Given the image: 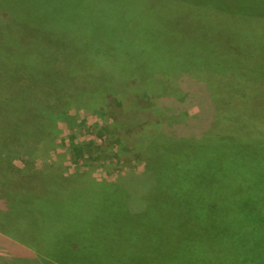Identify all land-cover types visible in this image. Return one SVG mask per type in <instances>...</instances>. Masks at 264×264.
Returning <instances> with one entry per match:
<instances>
[{"label": "rangeland", "instance_id": "rangeland-1", "mask_svg": "<svg viewBox=\"0 0 264 264\" xmlns=\"http://www.w3.org/2000/svg\"><path fill=\"white\" fill-rule=\"evenodd\" d=\"M83 1L0 0V264H264L260 114L236 111L233 129H218L250 151L168 155L162 185L154 170L169 144L154 135V154L136 144L156 127L214 133L218 105L204 83L173 80L161 53L209 61L199 34L214 43L228 26L264 28V17L235 18L264 14V0ZM67 7L72 18L84 9L85 22L67 20Z\"/></svg>", "mask_w": 264, "mask_h": 264}, {"label": "trees", "instance_id": "trees-1", "mask_svg": "<svg viewBox=\"0 0 264 264\" xmlns=\"http://www.w3.org/2000/svg\"><path fill=\"white\" fill-rule=\"evenodd\" d=\"M79 4L83 5L84 1L80 0L78 5ZM243 8L245 7L243 6ZM66 9H67L66 12L67 20L74 18L77 19L78 17H82V21L85 22L86 16L83 15L85 12L83 11L84 9L74 8L75 10L78 11L76 14H73L74 16L73 18L71 16V13H69V7H67ZM219 12L222 13L221 11ZM244 12L246 14L252 15V17L248 16L251 18H247L239 13L235 16V18L243 19V20L244 19L251 20L252 18L259 19L264 17V14L258 10L257 11L244 10ZM262 29H264L262 22L261 24L260 23L255 24L254 31H248L246 28H243L242 26L240 28H235V29L230 28V26H228L227 29L219 32L220 33L219 35L221 36L219 39L215 40L214 43H212L211 40H209V38H212V32L208 37L207 36L201 37V33H200L199 34L200 37L198 38L201 40L199 39L196 40L195 44L198 43V45H196L195 47H199V49L203 48L204 50H209L207 53L211 57L209 61H203L201 63L198 62L197 60H193V56H189L188 58H185L183 62H179L178 59H180V57H177L179 56L178 55L179 53L172 54L167 50L161 53L164 54L163 59L165 61L163 63H167V62L170 63L171 71L173 73V74L171 73L172 76L171 78L173 80L178 82L181 78H183V80H186L187 78L185 77H188L191 78L190 80L194 79L192 81L195 82L196 84L198 82L204 83L202 86L198 84L199 91L204 96H206L205 99H207V97H210V99L212 98L214 99L215 104L218 105L219 121L217 120L214 133L208 131L203 133L201 137H193L191 135V136H187L186 138H175L172 136H167L162 134V132L159 131L160 129L157 127L155 128L156 133H154V131H151L150 133L142 130L144 134H141V131L136 132V130H131L130 133H132L131 135L133 136H136L137 134H141L142 139H139L137 137L136 144L139 145V147L147 146V149L149 148L153 152V154H154V149L156 147L158 148L156 149L157 152L159 149H161L158 146H155L154 143L155 137H153L154 135H157L158 137H161L163 135L161 138L158 139L157 143L164 141L167 144H169L164 149L165 151L160 152V155L162 157L160 159L161 165L160 167H158V169L154 170L155 173L157 174L156 180L158 182L156 181V183L162 185L161 184L162 175L160 170L164 163L163 162L164 159L168 155L172 156L176 153L181 156L182 152L188 149H195V152L198 151L200 153L201 152L206 153L207 146L208 147L223 146V143H232V146L238 147L240 151L242 150H245L246 152L250 151V149L242 147L238 139L236 140L234 137H230L226 134H223L220 131H218V129L226 132H229L231 129H233V123H232V121H234L233 114L236 111L237 112L239 111L241 113V117L245 115L252 116L253 111H255V113L260 114V116L264 118V65L261 66L257 64L256 66H254L256 60L261 59L262 61V59H264V33L261 31ZM39 32L40 31L38 29L35 35L38 34ZM182 32H183L182 29H177L176 32H173V34H175L174 39L175 40L181 39ZM191 34L193 33H188V36ZM193 35L196 36V34ZM166 36L169 35L167 34ZM51 37L52 36H46V38L44 39L48 41L51 39ZM171 37H173V35H171ZM60 39H66V38L60 37ZM201 42H203V44ZM187 46L190 48L192 47L189 45ZM152 48H163V47H160L155 43H153ZM250 62L252 63L248 65ZM3 69L4 68H2V70ZM13 70L14 69H9V72H12ZM64 79H68L66 75ZM176 89L179 93H182L180 87L176 86ZM149 92L151 93V91ZM149 92L144 93L143 98H149L150 97V95H148L150 94ZM52 99L54 103H58L57 97H53ZM42 106H46V105L44 104ZM229 107H230L231 115L228 114ZM140 114L145 115V112L141 111ZM31 118L35 119V117L32 116ZM188 118L190 117L186 115V117L184 118L185 123ZM208 118L207 120L210 119ZM237 128L238 127L236 126V130ZM250 128L252 130H255V128L252 126L249 127L248 129L250 130ZM241 130L242 129H238L237 131L240 132ZM256 146L258 148L261 147L262 149L264 148V143L262 142V140H258ZM251 154L253 155L252 151ZM254 157H257L258 159H262V158L264 159V157H259L258 155ZM12 188H16L15 190L16 195L14 196V198H17V196L19 195L20 191H22L23 188H21L19 184ZM152 190L157 191L155 189ZM152 190L148 192L147 200L149 199L151 201L152 195H150V193H152ZM104 195H101L99 200H102V196ZM7 199L10 200L9 196ZM149 200L147 205L151 203ZM13 214L15 217H12L10 215L12 217L10 218L12 222V227H14L15 225L14 222H16V219L20 220L17 218V212H13ZM32 220H34L33 217L21 224H23L22 226H24L30 223ZM181 242L182 241L180 239L171 240L170 243H172V245L170 247L180 244Z\"/></svg>", "mask_w": 264, "mask_h": 264}]
</instances>
